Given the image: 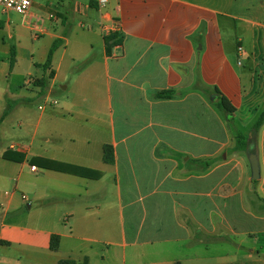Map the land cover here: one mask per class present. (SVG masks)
<instances>
[{
  "label": "crops",
  "instance_id": "obj_1",
  "mask_svg": "<svg viewBox=\"0 0 264 264\" xmlns=\"http://www.w3.org/2000/svg\"><path fill=\"white\" fill-rule=\"evenodd\" d=\"M43 1L30 22L20 16L30 50L0 8L1 38L17 41L0 44V264H264V124L251 135L264 111V4L248 18L232 13L236 0H82L67 12ZM106 28L120 39L109 54ZM42 37L62 45L40 95ZM40 160L97 177L30 163Z\"/></svg>",
  "mask_w": 264,
  "mask_h": 264
},
{
  "label": "trees",
  "instance_id": "obj_2",
  "mask_svg": "<svg viewBox=\"0 0 264 264\" xmlns=\"http://www.w3.org/2000/svg\"><path fill=\"white\" fill-rule=\"evenodd\" d=\"M104 44L106 48V52L109 54L110 49L116 45L120 44V39L116 34L108 35L107 37L104 38ZM62 45V41L55 40L51 47L48 50L46 60L41 66L44 72L49 71L47 76L42 77L41 79L35 81V85L40 89V95H43L44 92L47 90L48 87V81L51 80L54 76V72L50 70V66L52 63L53 55L57 51V49ZM15 62V50L12 47L10 50V60H9V67L10 70L12 69L13 65ZM170 95L166 94H158L156 95L157 98H164L168 97ZM216 107L219 109V111L223 114L224 118L226 121L230 124L232 127L234 137L236 140V150L244 151L247 146L246 142V136L237 128V126L234 123L233 119V113L234 110L233 108L229 105V103L224 99V98H218L216 100ZM7 115V111H4L0 118V123L4 119V117ZM264 124V111L261 112L259 117L256 119L254 122L252 129H251V135L255 136L259 130V128ZM105 152V162L106 163H111L112 162V153H111V148L110 147H105L104 148ZM2 158L6 161L10 162H15V163H20L23 161V156L21 155H16L12 153L11 151H6L3 153ZM34 163L36 166H39L42 169H47V170H54V171H59V172H65L68 174H73L76 176L84 177V178H92V177H97V174H94L93 172L83 170V169H78L76 167H72L69 165H63V164H58L54 162H49L46 160H40L36 162H30ZM33 164V165H34ZM59 248V237L57 236H52L50 239V250L56 251ZM58 264H75L74 261L71 260H63L60 261Z\"/></svg>",
  "mask_w": 264,
  "mask_h": 264
},
{
  "label": "rangeland",
  "instance_id": "obj_3",
  "mask_svg": "<svg viewBox=\"0 0 264 264\" xmlns=\"http://www.w3.org/2000/svg\"><path fill=\"white\" fill-rule=\"evenodd\" d=\"M36 1H38L39 3H44L43 0H36ZM74 1L81 2L82 0H49V2H51L52 9L59 10L60 12L62 11L67 12L68 10H70ZM261 3L264 4V0H236L234 8H232V13L238 14L240 16H245L248 18L254 17L255 15L258 14L257 6L260 5ZM5 14L6 15L3 16V21L5 20L10 23L9 32L11 33L14 32L15 29H18L17 32H21L24 35L23 42L24 44H27L28 46L27 48L30 50L32 43L29 34H27L21 26V21H20L21 17L17 14H13V12H6ZM77 23L78 21L75 20L73 24L76 25ZM1 40L4 41V43L7 44L8 46L13 44L15 47L17 43V41H15L16 40L15 37L13 40L14 43H12L11 41H9L7 35L3 39L0 36V44L3 43ZM47 44H48V37H42L38 40V43L34 45L35 47L34 58L36 62H39V60H41L40 58H42L43 55L47 52L48 50ZM2 58H4V56L3 53L0 52V59ZM6 58L7 57H5V59ZM42 99L43 98H40L38 106H43ZM7 142L8 140L1 141V147L7 144Z\"/></svg>",
  "mask_w": 264,
  "mask_h": 264
},
{
  "label": "built area",
  "instance_id": "obj_4",
  "mask_svg": "<svg viewBox=\"0 0 264 264\" xmlns=\"http://www.w3.org/2000/svg\"><path fill=\"white\" fill-rule=\"evenodd\" d=\"M34 0H0V8L4 12H13L22 17L25 23L30 22L31 16L29 15L30 10L32 8ZM109 0H97V5L100 9H103ZM54 16L50 15L49 19H53ZM119 29L118 24L115 23L113 25V30L117 31ZM31 30L35 38L40 37L44 33V29L42 25L38 23H34L31 25ZM110 28L104 29V33L109 35ZM239 51L241 49L239 48Z\"/></svg>",
  "mask_w": 264,
  "mask_h": 264
},
{
  "label": "water",
  "instance_id": "obj_5",
  "mask_svg": "<svg viewBox=\"0 0 264 264\" xmlns=\"http://www.w3.org/2000/svg\"><path fill=\"white\" fill-rule=\"evenodd\" d=\"M248 160L251 168V179L257 180L259 178V165L257 161L256 151L249 152Z\"/></svg>",
  "mask_w": 264,
  "mask_h": 264
}]
</instances>
